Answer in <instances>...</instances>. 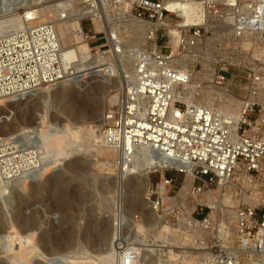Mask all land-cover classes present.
<instances>
[{"label": "built area", "instance_id": "2783aa9c", "mask_svg": "<svg viewBox=\"0 0 264 264\" xmlns=\"http://www.w3.org/2000/svg\"><path fill=\"white\" fill-rule=\"evenodd\" d=\"M0 1L18 10L35 0ZM24 10L23 26L0 35V100L77 78L64 71L59 24L78 19L71 35L90 46L82 78L123 81L98 135L118 150L122 175L153 160L151 220L114 222L119 264H264V0H39L29 19ZM203 89L218 92L214 106L186 100ZM235 95V113L220 107ZM28 136L0 147V183L55 161Z\"/></svg>", "mask_w": 264, "mask_h": 264}, {"label": "rangeland", "instance_id": "374dc122", "mask_svg": "<svg viewBox=\"0 0 264 264\" xmlns=\"http://www.w3.org/2000/svg\"><path fill=\"white\" fill-rule=\"evenodd\" d=\"M37 4L9 10L0 1V22H8L0 24V35L7 24L23 26L17 11L25 9L29 19ZM38 12L44 21L47 11ZM78 27V19L59 24L64 50L75 47H69L72 42L82 43L71 35ZM98 39L104 42V37ZM63 65L68 74L78 68L65 56ZM82 76L45 86L18 102L0 100V147L28 133V138L41 139L35 144L43 149V162L55 155L54 162L27 163L28 171L0 183V264H119L112 253L115 220L122 216L139 229L152 218L145 196L158 176L139 167L122 175L117 153L98 135L105 112L121 100L123 81ZM202 99L214 106L216 96L203 92ZM233 99L240 102L241 95ZM37 167V173L27 174Z\"/></svg>", "mask_w": 264, "mask_h": 264}, {"label": "bare ground", "instance_id": "6f19581e", "mask_svg": "<svg viewBox=\"0 0 264 264\" xmlns=\"http://www.w3.org/2000/svg\"><path fill=\"white\" fill-rule=\"evenodd\" d=\"M36 1V0H35ZM39 1V0H38ZM29 6H32V5H29ZM28 6V7H29ZM187 22L189 23L190 22V19L187 20ZM176 40H177V35H174L173 36V39H172V44L175 46L176 45ZM66 49V48H65ZM90 53V46L86 43H81L79 46L77 47H73V48H70V49H66V50H63V56H65L68 60H70V62L73 64H76V70L75 72H72L74 75H76L77 77L80 76V75H83L84 76V73H86L84 71V68H88V65H86L83 69H79V67H81L82 65H85L83 64L84 63V60L86 59L87 57V54ZM90 56V55H88ZM67 62V61H65ZM75 67V66H73ZM67 68V67H66ZM70 74V73H69ZM210 78V75L207 76V79ZM200 82V81H198ZM121 83V82H120ZM59 84V83H57ZM209 93L211 96L215 95L216 96V93H218L217 91H214L212 89H203L202 91H200L199 95L194 99L192 100L191 96L192 95H185L186 96V100H189V102H193L195 103L196 105L198 106H211V105H208V104H204L203 102L207 103L204 99H202V93ZM193 93V92H192ZM4 100V99H3ZM24 100V99H23ZM115 100V98H114ZM2 101V100H1ZM210 104V103H209ZM212 104V103H211ZM239 105H240V102L237 101V100H234V99H228L226 103H223V104H220V107L225 108L227 111L231 112V113H235L237 111V109L239 108ZM213 106V105H212ZM102 141V144L105 146V142L103 140V138L101 136H99ZM108 147V146H106ZM110 149H112L113 151H115L117 153V156L119 157V152L117 149L113 148V147H108ZM152 159L148 158L147 161L141 166L139 167L141 170L143 169L144 171H150V167H151V163H152ZM155 161V160H154ZM155 163V162H154ZM128 166V165H127ZM122 168V167H121ZM126 171L129 170V167L128 169H125ZM132 171V170H131ZM135 172V171H133ZM12 175V174H11ZM14 180V179H13Z\"/></svg>", "mask_w": 264, "mask_h": 264}]
</instances>
